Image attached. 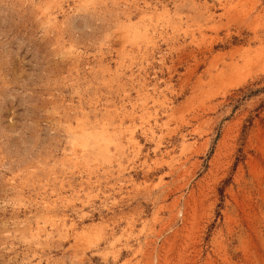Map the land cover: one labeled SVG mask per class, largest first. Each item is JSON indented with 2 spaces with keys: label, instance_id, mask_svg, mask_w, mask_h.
Listing matches in <instances>:
<instances>
[{
  "label": "rangeland",
  "instance_id": "374dc122",
  "mask_svg": "<svg viewBox=\"0 0 264 264\" xmlns=\"http://www.w3.org/2000/svg\"><path fill=\"white\" fill-rule=\"evenodd\" d=\"M0 264H264V0H0Z\"/></svg>",
  "mask_w": 264,
  "mask_h": 264
}]
</instances>
